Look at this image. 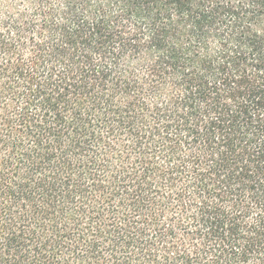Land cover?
Masks as SVG:
<instances>
[{
  "label": "trees",
  "instance_id": "1",
  "mask_svg": "<svg viewBox=\"0 0 264 264\" xmlns=\"http://www.w3.org/2000/svg\"><path fill=\"white\" fill-rule=\"evenodd\" d=\"M0 264H264V0H0Z\"/></svg>",
  "mask_w": 264,
  "mask_h": 264
}]
</instances>
